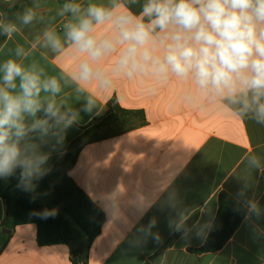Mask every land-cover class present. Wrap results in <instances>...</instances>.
<instances>
[{
  "label": "crops",
  "instance_id": "1",
  "mask_svg": "<svg viewBox=\"0 0 264 264\" xmlns=\"http://www.w3.org/2000/svg\"><path fill=\"white\" fill-rule=\"evenodd\" d=\"M67 2L82 9L90 3L123 4L139 16L146 0H0V23L17 29L10 37L0 30V65L13 59L25 68L35 65L42 80L57 78L61 91L55 97L42 92L41 99L54 100L68 119L75 115L67 127L53 129L55 135L41 139L38 133L30 134L38 152L47 156L41 176L54 168L87 126L102 119L112 101L129 112L114 120L122 129L114 132L113 124L103 126L98 131L103 138L86 145L69 171L106 217L91 244L88 264H264V124L251 113L238 115L239 106L225 107L199 94L189 99L187 93L195 91L191 80L173 77L161 83L120 76L106 90L78 85L71 77L86 56L66 42L64 24L72 14L59 13ZM28 8L35 17L25 25L19 17ZM45 31L61 38L64 51L47 45ZM96 34L114 33L105 25ZM157 35L163 34L157 29ZM18 47L23 49L21 56L16 55ZM114 59L115 54L100 65L109 66ZM90 97L89 112L85 107ZM43 115L39 112L37 118ZM253 157L259 166L251 163ZM221 191L248 209L246 218L221 250L189 252L205 243ZM5 216L6 202L0 197L1 231ZM0 264H71V250L65 244L40 246L37 225H20L1 253Z\"/></svg>",
  "mask_w": 264,
  "mask_h": 264
},
{
  "label": "clouds",
  "instance_id": "2",
  "mask_svg": "<svg viewBox=\"0 0 264 264\" xmlns=\"http://www.w3.org/2000/svg\"><path fill=\"white\" fill-rule=\"evenodd\" d=\"M66 13L72 14L64 24L66 42L86 56L71 77L78 85L106 90L120 76L161 83L173 77L191 80L195 91L187 93L189 99L199 94L225 107L239 106L238 115L251 113L264 124V0H146L139 16L123 4L90 3L82 9L67 2L59 15ZM34 17L28 8L19 18L27 25ZM105 25L113 35L96 34ZM0 30L10 37L17 29L0 23ZM44 37L54 51H64L54 31H45ZM22 53L18 47L16 55ZM113 54V62L102 67L100 62ZM0 73V177L19 169L21 184L30 190L32 178L43 174L41 166L47 160L30 134L38 133L41 139L55 135L53 129L67 127L75 115L68 119L54 100L41 99L42 92L55 97L61 87L55 77L42 80L35 65L25 68L8 59ZM92 105L90 97L85 111ZM39 112L43 118H37ZM251 163L259 166L254 157ZM250 209L257 211L256 204L250 203Z\"/></svg>",
  "mask_w": 264,
  "mask_h": 264
},
{
  "label": "trees",
  "instance_id": "3",
  "mask_svg": "<svg viewBox=\"0 0 264 264\" xmlns=\"http://www.w3.org/2000/svg\"><path fill=\"white\" fill-rule=\"evenodd\" d=\"M107 109L106 114L100 116V121L96 118L71 143L48 174L32 178L30 190H26L21 184L19 169L0 181V197L6 202V216L2 227L10 231L4 233L0 230V255L17 226L36 224L37 243L40 246L68 245L71 264H88L91 244L101 233L106 217L76 185L69 176V171L86 145L103 138L98 131L108 124V120L129 115L116 101H112ZM262 177L264 178V172ZM218 204V211L205 243L196 249L189 248V252L200 255L221 250L248 214V209L225 191L219 193ZM195 220L196 218L190 220L184 227L188 228ZM171 243L172 241L168 242L164 248Z\"/></svg>",
  "mask_w": 264,
  "mask_h": 264
},
{
  "label": "rangeland",
  "instance_id": "4",
  "mask_svg": "<svg viewBox=\"0 0 264 264\" xmlns=\"http://www.w3.org/2000/svg\"><path fill=\"white\" fill-rule=\"evenodd\" d=\"M111 109H109V111H110ZM114 120L115 119H113V120H108L109 122H108V124H113L114 123ZM120 129H122V125L121 124H119V125H115V124H113V126H111V130L112 131H118V130H120Z\"/></svg>",
  "mask_w": 264,
  "mask_h": 264
},
{
  "label": "water",
  "instance_id": "5",
  "mask_svg": "<svg viewBox=\"0 0 264 264\" xmlns=\"http://www.w3.org/2000/svg\"><path fill=\"white\" fill-rule=\"evenodd\" d=\"M2 231L4 232V233H10V231L9 230H7V229H2Z\"/></svg>",
  "mask_w": 264,
  "mask_h": 264
}]
</instances>
